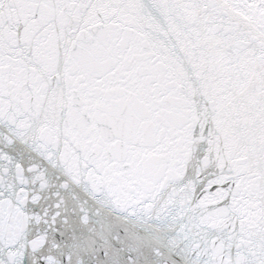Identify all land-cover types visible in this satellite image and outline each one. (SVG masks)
I'll list each match as a JSON object with an SVG mask.
<instances>
[{
	"label": "snow or ice",
	"instance_id": "snow-or-ice-1",
	"mask_svg": "<svg viewBox=\"0 0 264 264\" xmlns=\"http://www.w3.org/2000/svg\"><path fill=\"white\" fill-rule=\"evenodd\" d=\"M0 264H264V0H0Z\"/></svg>",
	"mask_w": 264,
	"mask_h": 264
}]
</instances>
